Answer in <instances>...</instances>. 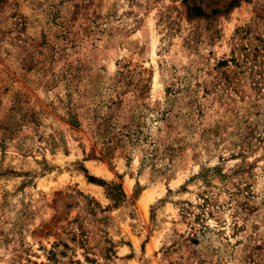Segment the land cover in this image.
<instances>
[{"label":"rangeland","instance_id":"rangeland-1","mask_svg":"<svg viewBox=\"0 0 264 264\" xmlns=\"http://www.w3.org/2000/svg\"><path fill=\"white\" fill-rule=\"evenodd\" d=\"M0 264H264V0H0Z\"/></svg>","mask_w":264,"mask_h":264},{"label":"trees","instance_id":"trees-1","mask_svg":"<svg viewBox=\"0 0 264 264\" xmlns=\"http://www.w3.org/2000/svg\"><path fill=\"white\" fill-rule=\"evenodd\" d=\"M222 64H225L224 61L222 62ZM82 170H83V172H84V174H85L86 179H87L89 182L96 183V184H99V185H101V186H104V187H106L108 190L114 188V186H115L114 184H112V183H108V182H106V181H104V180H102V179H100V178L94 177V176H92V175H88V173L86 172L85 169H82Z\"/></svg>","mask_w":264,"mask_h":264},{"label":"bare ground","instance_id":"bare-ground-1","mask_svg":"<svg viewBox=\"0 0 264 264\" xmlns=\"http://www.w3.org/2000/svg\"><path fill=\"white\" fill-rule=\"evenodd\" d=\"M140 205H141L142 209L144 210V208H145V205H144V197H143V199L141 200Z\"/></svg>","mask_w":264,"mask_h":264}]
</instances>
